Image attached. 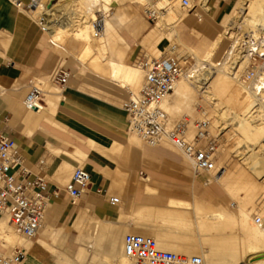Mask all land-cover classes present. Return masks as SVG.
<instances>
[{"label":"bare ground","instance_id":"6f19581e","mask_svg":"<svg viewBox=\"0 0 264 264\" xmlns=\"http://www.w3.org/2000/svg\"><path fill=\"white\" fill-rule=\"evenodd\" d=\"M112 1L116 0H69L50 5L49 0H41L35 10L26 14L35 23V17L39 13H50L52 22L46 30H39L52 42V39H56L60 45H64L66 41H75L80 48L82 62L95 61L98 65L104 62L111 79L135 86L136 89L142 79L144 83L143 70L136 65L111 61L106 55L104 43L107 24L104 26L103 20L104 14L110 12L109 4ZM145 1L152 8L151 16L156 20L159 18L160 23L155 27L158 33L156 50L162 53L166 48L162 42L169 43L177 37V25L187 11L184 13L182 6V9L175 7L173 0H164L160 3L163 7L158 9L150 0ZM190 2L194 7L197 3L208 7L207 0ZM165 7L168 12L159 11ZM79 9L84 17H81L78 23H72L71 16H76L75 10ZM97 10L100 12H96ZM98 18L101 19V25L96 33L93 22ZM75 19L73 21H76ZM70 24L72 27L68 26ZM218 24L223 26V31L213 37L207 50L200 55L192 53L191 57L195 60L192 66L193 74L180 75L172 91L160 101V107L167 113V129L172 128L183 115L188 114L189 118L183 120L186 122L189 138L196 133L194 119L208 121V134L213 133L217 137L222 133L220 139L218 138L220 142L216 149V164L223 168L213 180L228 198L237 200L234 211L228 210L226 205H223L225 202L215 201L213 196H208V201L201 188L197 191L191 189L190 199L170 197L163 206L133 202L124 209L129 217L124 222L103 219L99 216L101 214L97 215L98 212H91L84 207L68 223L54 228L50 221L52 219L48 217V220H44V215L34 242L19 234L8 219L3 217L0 219V248L5 254L18 245L25 253L22 264H78L88 255L85 248L88 247L91 248V254L87 258L89 263L86 264H129L132 259L123 251L122 234L126 231L153 238L162 250L186 256L197 254L204 264H264V61L254 66V77L244 80L242 75L251 60L239 47L240 42L245 41L251 45L260 44L259 52L264 51V0H233ZM224 36L229 38L231 43L219 60H213ZM186 49L190 50L187 47ZM99 67L104 71L102 66ZM138 90L128 92L137 93ZM47 98L51 99L48 96ZM43 101L42 97L39 108ZM45 110L48 111V108ZM132 133L134 135L131 136ZM132 133L129 135L130 140L137 146H140L141 142L151 146L167 144L177 150L183 158L182 167L179 168H182L181 173L184 174L188 170L184 160L191 166L189 160L166 138L162 137L152 144ZM136 137L141 142L136 141ZM204 141L205 138H202L201 143ZM88 147L113 158L119 151L122 153V147L113 142L106 146L98 141H88ZM125 148L122 149L123 153ZM76 153L81 160L84 154L79 151ZM119 153L118 156L121 155ZM116 166L114 162L109 161L100 171L110 178L108 191L116 193L119 199L124 200L127 191L124 185L128 179L125 176L120 178L121 171ZM144 190L155 191L147 185ZM255 215L260 219L259 222L255 221ZM92 224V231L80 239L85 246L77 248L74 257L57 251L55 242L59 235L69 230L82 235Z\"/></svg>","mask_w":264,"mask_h":264},{"label":"crops","instance_id":"0c3cea01","mask_svg":"<svg viewBox=\"0 0 264 264\" xmlns=\"http://www.w3.org/2000/svg\"><path fill=\"white\" fill-rule=\"evenodd\" d=\"M218 1L219 4H223L221 7L218 4V7L211 10L208 7L204 9L206 12L210 10L209 16L212 15V18H218L217 24L229 6L227 9L222 8L233 0ZM139 2L138 0L125 1L104 14L103 24L104 26L107 24L105 51L107 58L111 61L133 65L132 51L138 39L140 47L146 46L153 51L156 48L158 33L155 27L157 20L155 19L152 26L147 28L146 20L140 16L137 10ZM49 4L58 3H52L49 0ZM194 12H196L195 9L192 13H185L183 21L181 20L179 26L177 25V37L170 41L172 44L181 45L179 49L181 56H187V54L191 56L193 52L200 55L207 50L213 40L203 34L195 45L186 42L189 39L187 32L189 31L190 34L195 30V28H190V18ZM73 16L75 14H72L71 17ZM71 19L74 23L75 18ZM103 32H105V27ZM0 45L2 46H0V111L6 116L5 128L9 136L16 142L25 164L32 169L34 174L38 173L36 163L43 160L42 173L47 181L48 191L57 192L56 195H50L48 201L51 207L48 211L49 219H52L50 221L54 224V228L68 223L84 207H87L91 212H98L97 215L101 214L99 216L103 219L124 222L127 218L124 209L133 202L163 206L170 197L189 199L170 193L163 195L159 193L158 178L154 176L156 169L152 167V160L160 158L161 154L173 156L178 164L180 162L179 169L182 167L181 161L183 160L181 159L183 158L178 157L176 151L166 145L151 146L141 142V145L137 146L131 142L130 132L125 131L127 130L126 114L119 105L122 88L126 87L128 92L129 85L111 79L104 62L99 63L104 71L95 61L82 62L80 60L81 51L75 41L69 40L64 45L52 42L27 14L18 11L7 0H0ZM186 47L190 50H187ZM61 49L68 51L82 68L76 73L80 80L71 81L67 89L64 90V95L62 93L63 98H61L60 91H51V93L44 91L41 108L26 111L22 101L29 83L33 82L32 80L36 77L44 78L46 75H50L60 59V54L57 52H62ZM76 50L78 51L76 52ZM165 50L166 48L162 53ZM84 77V81L93 88L94 93L80 89ZM47 96L53 99L51 100ZM65 98H67V103H64ZM43 107L48 108V111ZM52 111L54 112L52 113ZM124 131L126 136L123 138ZM88 141H98L106 146L113 142L119 144L122 149L128 147L124 150L125 154L121 149L122 153L118 152L121 155L118 156L117 153L113 158L92 150L88 147ZM77 151L84 154L81 160ZM109 161L114 162L115 166L117 164L116 168L121 171L120 178L125 176L128 183L131 173L136 171L137 166L141 165L148 171V175L142 177L144 182L135 181L132 183L131 189L127 187L125 199H119L120 201L118 200L114 205L109 204L107 200L109 195H113L108 191L110 178L104 176L100 171ZM79 163L89 167L87 170L90 173V184L88 190L72 202L64 187L71 175V169ZM181 169L180 171H182ZM125 171L129 174L127 175ZM145 185L155 191L145 192ZM208 186L201 190L210 192L207 189ZM65 234L66 242L69 240L74 242L77 235L74 230H69Z\"/></svg>","mask_w":264,"mask_h":264},{"label":"built area","instance_id":"2783aa9c","mask_svg":"<svg viewBox=\"0 0 264 264\" xmlns=\"http://www.w3.org/2000/svg\"><path fill=\"white\" fill-rule=\"evenodd\" d=\"M8 1L25 14L35 10L41 2V0ZM178 1L188 13L195 9L191 6L190 0ZM145 14L147 18H153L150 9H145ZM52 20V15L47 12H41L35 17V23L41 30H46ZM100 25V18L94 20L96 33L99 32ZM239 47L251 60V64L245 68V74L242 75L244 80H249L255 76L254 66L263 63L264 51L259 52L260 44L251 45L245 41H241ZM191 60L192 57L189 55L183 58L148 56L139 49L132 62L143 70L144 83L137 93L127 92L122 109L126 114L128 131L152 144L162 137L166 138L189 160L193 175H203L208 182L217 177L223 168L216 164L218 141L209 138L208 121H195L196 133L189 138L187 125L183 119L167 129V113L160 107V101L172 91L179 76L185 73L193 74ZM69 75L70 72L62 66L51 73L52 81L60 87L66 84ZM43 95L41 83L30 82L22 101L24 109L38 110ZM5 122L6 116L0 111V217H6L11 226L23 237L32 239L37 236L41 227L49 196L56 195L57 192L48 191L47 181L42 173L43 160L36 163L37 174L25 164L16 142L6 131ZM202 138L206 139L204 145L201 144ZM89 184L90 173L76 166L64 190L74 202L88 190ZM107 200L109 204L114 205L119 198L109 195ZM259 220L256 217L255 221ZM123 251L135 264H204L202 258L197 255L186 256L159 249L153 238L139 234L127 233L123 236ZM24 257L25 253L19 247L13 248L7 254L0 248V264H22Z\"/></svg>","mask_w":264,"mask_h":264},{"label":"rangeland","instance_id":"374dc122","mask_svg":"<svg viewBox=\"0 0 264 264\" xmlns=\"http://www.w3.org/2000/svg\"><path fill=\"white\" fill-rule=\"evenodd\" d=\"M55 1L56 0H54V2ZM125 1H129V0H116V1H112L111 3L109 2L112 5V6H110V4H109V7L113 8L115 4L124 3ZM150 1L152 2V4L155 5L156 9L163 7L162 4H160V3H162L164 0H150ZM196 1H198V0H196ZM113 2H114V4H112ZM172 2L174 3L175 7L179 8V9L181 8V5H180L178 0H173ZM55 3H58V4L63 3V0H60L59 2H55ZM148 4L149 3H147V1L144 2V0H141L139 2L138 7H137V10H138L140 16L144 20H146V22H147V28L151 27L153 22L155 21V18L149 19V18H147L146 14H145V9L148 8V9L152 10V8ZM218 4H219L218 0H209L207 6L211 10V9H213L215 7H218L217 6ZM231 4H232V2L229 5L228 4L225 5V7H223L222 9H227V7L230 6ZM222 5L223 4H219L220 7ZM203 8L206 9L207 8L206 5H202L200 3H197L196 7H195L196 12H194L192 17L190 18V21H191L190 28H195V30L192 33H190V34H189V31L187 32L188 35H189V39H187L186 42H188V44L195 45L198 42V40H200V38L202 37L203 34H206L209 38H213L216 34H219L221 31H223V26H221V25L216 23L218 18L217 17L216 18H214V17L212 18L211 16H209L210 10H209V12H206V11H204ZM182 10H183L184 13L186 12V10H184V9H182ZM159 11L168 12V9L165 7L163 9H161V10L159 9ZM75 12H76V16H73V18H76L75 19L76 21H74V23H78L79 20L81 19V17H84V15H83V13L81 12L80 9L79 10H75ZM96 12H100V11L97 10ZM189 13H192V12H189ZM169 17H170V15H169ZM169 17L166 19L167 21L169 20ZM158 19L159 18H157L156 25L160 23ZM70 27H72V25ZM48 39H49V37H48ZM52 40H54V43L57 42L56 39H52ZM138 40L135 42L136 43L135 46H133L132 56H134L139 49H142V51H144L146 53V55L153 56V57L165 56L166 54H168L169 56H176V57L181 56V54L179 53V49L181 48V45H179L178 43L172 44L170 42L168 44V46L166 47L165 52L159 53L156 50V48H154V51H153V49L146 48V46L144 48L140 47L139 43H138ZM167 43H168L167 41H164V42H162V45L166 46ZM230 43H231L230 39L226 38V36H224L222 41H221V44L219 46L218 52H216L215 55L213 56V60H216V61L219 60V58H221V56L223 55V52L228 48ZM65 44H67V41L65 42ZM142 45H144V44H142ZM77 51L78 50H76V52ZM184 51H186V49H184ZM57 53L60 54V59L58 60V62L55 65V67L53 68L52 72H54L55 69L58 68L59 66H62L63 68L67 69L70 72V76H69V80H68L66 86H64L62 88V87L58 86L57 84H55L52 81V76H51L52 72L50 73V75H46L44 78L36 77L32 81L34 83L40 82L41 86H42V89L44 91L48 90V91H52L53 92V91H56V89L58 91H61V98H63V95H64L63 92H64L65 89H67V87L69 86L71 81L74 80V79L78 80V81L80 80V78L77 77L76 73L82 68H80V66L77 64V62H75V60L70 56L68 51L62 50V52H57ZM184 56H186V55H183L180 58H183ZM131 61H133V57H132ZM190 63L191 64L195 63V60H194L193 57H192V60H191ZM85 77L82 79V83L80 84L81 85L80 89L83 90V91L89 92V93H94L95 91H93V88L89 87L86 84V82L84 81ZM142 81H143V79L140 81L141 83L136 85V89H135V86L129 85V90H131L133 92H136L140 88V86L142 85V83H143ZM62 93H63V95H62ZM127 95H128L127 94V88L123 87L122 88V98L120 99V102H119L120 103L119 104L120 108L122 107L123 101L127 98ZM98 102H100V101H98ZM64 103H67V98L64 99ZM56 104L58 105V103H56ZM100 104H103V103L100 102ZM197 109L199 110L200 108L197 107ZM183 116H182L183 117L182 119H185V118L188 119L189 118L188 114H185ZM182 119H180V120H182ZM195 121H196V119L193 120V124H194ZM172 126H174V125H172ZM167 127H169V126H167ZM125 131L128 132L127 130H125ZM125 131L122 134L123 138L126 136V132ZM131 133L132 132H130V134ZM221 134H219L217 137H215V134L211 133V134H208V136H209V138H213L215 140H218V145H219V142H220L219 139H220V135ZM132 135H134V134L132 133L131 136ZM211 135H214V136H211ZM137 138L138 137H136V139ZM72 139L74 140V137H72ZM138 140L141 142V140L139 138L136 141H138ZM205 142H206V139L201 144L204 145ZM229 143L232 144L231 141ZM164 145H167V144H164ZM167 147H169L170 149L174 150L171 146L167 145ZM175 151H176V154H177L178 157L181 156V154L179 152H177V150H175ZM152 162H153V164H152L153 166L152 167L154 169H156L154 176L158 178V183H159L158 187H159V193L160 194L163 195V194H169L170 193L171 195L184 196V197L190 199V194H189L190 187H191V189H194L195 191H197L198 189L206 187V186L209 185L208 186V190H210V192H204V195H203V196H205V198L208 201H210V199H208V196H213L215 201H217V202H221L222 201L221 203L225 202L226 204L223 203V205H226L228 210L231 209L230 210L231 212H233L235 207L237 206V204H238L237 200L228 198L223 193V191L216 185L215 180H213V179L209 180L208 181L209 184H208L206 179H205V176H203V175L194 176L193 173H192L191 166H189L188 163L185 160H184V163H185V165H186V167L188 169L187 170L188 172L187 171L184 172V175H181V171L178 169V161L173 156H169V155H166V154H161L160 158H155V159L152 160ZM77 166H79V167H81V168H83L85 170L89 169L88 166L83 165L81 163H79ZM73 169H71V170H73ZM140 172H143V173L140 174ZM147 175H148V171L145 168H143L141 165H139V166L136 167V171L131 173V178L129 180V183L127 182L124 186L128 187V189H131L133 187V185H131L132 183H134L135 181L144 182V180H142V177H146ZM109 192L112 193L114 196H118L114 192H111V191H109ZM46 206L47 207L45 208V219L44 220H46V219L48 220V217H49L48 208H51L48 203H47ZM126 217L129 219L128 216H126ZM255 217H257V215H255ZM1 218H3V217H0V219ZM128 219H126V221ZM51 224L54 225L52 222H51ZM93 226H94V224H92L86 230H84L82 235H76L74 242L72 240H69V241L66 242V234H65V232H63L61 235H59V238L55 242L57 251H62L64 253H66L67 255H69L70 257H72L74 255L75 251L77 250V248H79L80 246L81 247L85 246L84 244H82L80 242V239H81V237L86 236L88 233H90L92 231ZM236 232H238V230ZM126 233L127 232L125 231L124 234H122V238H123V236ZM36 238L30 239V241L34 242V240ZM14 247H19V248L23 249L21 246H18V245H15ZM85 248H87V254L88 255L86 256V258H85V260L83 262L79 261L78 264L89 263V259H87V258H89L90 254H91V248H89V249H88V247H85ZM193 254H195V253H193ZM195 255H197V254H195ZM108 262H110V261L108 260ZM50 264H56V263L55 262H51ZM129 264H134V261L130 260Z\"/></svg>","mask_w":264,"mask_h":264}]
</instances>
